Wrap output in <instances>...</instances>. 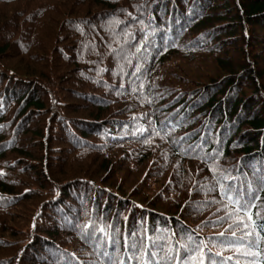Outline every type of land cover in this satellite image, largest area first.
<instances>
[{
  "label": "trees",
  "instance_id": "1",
  "mask_svg": "<svg viewBox=\"0 0 264 264\" xmlns=\"http://www.w3.org/2000/svg\"><path fill=\"white\" fill-rule=\"evenodd\" d=\"M261 225L264 0H0V264H264Z\"/></svg>",
  "mask_w": 264,
  "mask_h": 264
},
{
  "label": "snow or ice",
  "instance_id": "2",
  "mask_svg": "<svg viewBox=\"0 0 264 264\" xmlns=\"http://www.w3.org/2000/svg\"><path fill=\"white\" fill-rule=\"evenodd\" d=\"M221 187L223 188V185ZM224 195L235 206L233 211L228 214L229 219L239 220L235 227L247 229L250 225H254L252 216L249 215L252 207V200L247 198H233L232 196L228 195V191H225ZM237 213H243L244 216H247V222H245L242 217H237ZM260 227L264 228V225H261ZM81 231L83 233V238L86 241H93V238H95L96 243L94 244V247H99V241L101 240V238H103L104 240L105 248L111 247L115 251L119 245V241L114 237L112 233L106 230L105 226H97L95 222L90 221L84 223L81 226ZM252 231H255V227L252 228ZM97 233H100L101 235H96ZM232 235L235 236L234 231ZM250 235L251 232L243 233L240 238L229 242L226 246L242 247L246 242L243 239V236ZM257 236L259 238V234H257ZM247 243L251 246V241H247ZM123 246L132 253L131 255L127 256V260L135 261V264H173V261H176V255L173 249H169V252H165L162 247L153 244L151 245V247L155 248V251H145V246L142 242L133 240L132 243H129L127 237L124 240ZM188 251L193 256H195L197 253H200V260L198 261V264H204L203 250L200 244H197L195 249H189ZM101 255L107 257V264H125V261L120 260L118 257L116 259H113L107 251H103ZM185 264H187V261H185ZM209 264H215V262L210 259Z\"/></svg>",
  "mask_w": 264,
  "mask_h": 264
},
{
  "label": "rangeland",
  "instance_id": "3",
  "mask_svg": "<svg viewBox=\"0 0 264 264\" xmlns=\"http://www.w3.org/2000/svg\"><path fill=\"white\" fill-rule=\"evenodd\" d=\"M139 176V175H138Z\"/></svg>",
  "mask_w": 264,
  "mask_h": 264
}]
</instances>
